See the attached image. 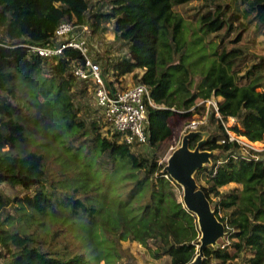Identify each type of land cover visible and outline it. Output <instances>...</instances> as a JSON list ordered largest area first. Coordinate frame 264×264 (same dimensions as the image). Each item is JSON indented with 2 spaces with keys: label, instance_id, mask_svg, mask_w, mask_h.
Returning a JSON list of instances; mask_svg holds the SVG:
<instances>
[{
  "label": "trees",
  "instance_id": "1",
  "mask_svg": "<svg viewBox=\"0 0 264 264\" xmlns=\"http://www.w3.org/2000/svg\"><path fill=\"white\" fill-rule=\"evenodd\" d=\"M189 1L98 0L95 11L90 9L89 0H0V95L16 97L19 91L25 101L19 106L0 96V184L6 182L27 192L17 198V207L34 220L37 215L41 219L50 215L75 222L74 216L82 215L91 236L104 235L108 246L104 249L118 259L122 252L115 245L135 240L156 258L170 256L171 264H235L246 251L248 264H264V150L251 149L257 157L243 156L237 139L221 141L227 135L222 125V134L203 140L201 148L212 151L213 156L209 164L196 171L195 178L197 182L208 178L209 184L199 182L200 187L225 224V234L216 244L204 248L200 263H196L202 236L198 217L178 199L175 185L182 186L164 170L166 163L159 164L156 157L138 156L127 144L109 139L98 131L96 121L91 124L98 131L92 146L98 152L101 172L94 176L87 171L88 181L83 187L66 183L72 174L76 177V170L67 166L61 167V177L56 174V178L43 152L21 154L13 150L29 139L28 124L43 135L52 128L75 129L70 139L85 127V121L78 118L73 93L77 78L71 72V60L83 61L82 53L68 48L55 62L32 53L25 44L47 43L62 19L83 22L87 17L97 35L104 34L109 23L115 38L128 44L129 54L114 65L117 80L135 69H144L139 80L151 87L155 102L161 105L149 108L150 146H158L172 135V116H191L194 111L189 109L212 94L221 98L223 118H237L232 129L238 135L264 142V55L243 70L245 50L235 45L219 49L211 42V50L206 49L202 59L206 65L199 71L202 79L196 91L192 90L195 65L184 55L187 21L175 9ZM203 2L208 9L197 20L201 29L208 31L206 34L239 27L234 39L238 42L253 24L264 34V0ZM48 67L52 74L47 73ZM38 75L49 79L48 88L32 85ZM25 106L29 115L24 114ZM211 115L216 117L214 112ZM201 139L197 133L190 139V147L195 148ZM117 165L126 166L120 173L121 181L127 182L126 195L106 198L99 205L101 196L111 195L106 180L118 174ZM83 175L80 173V179ZM94 192L97 194L92 195ZM213 195L219 199L214 201ZM10 203L9 197L0 195V247L5 250L4 256H9L8 264H100L102 260L112 264L104 250L93 256L77 252L64 257L45 249L43 239L32 232L10 228L17 217L5 210ZM62 231L55 230L52 238ZM224 242L228 244L222 248Z\"/></svg>",
  "mask_w": 264,
  "mask_h": 264
},
{
  "label": "rangeland",
  "instance_id": "2",
  "mask_svg": "<svg viewBox=\"0 0 264 264\" xmlns=\"http://www.w3.org/2000/svg\"><path fill=\"white\" fill-rule=\"evenodd\" d=\"M89 1L90 9L96 11L99 4L96 5L94 0ZM175 9L182 14L187 21L186 28L183 31L184 36L188 39L184 55L188 63H193L196 66L193 68L192 90L196 91L197 86L202 79V75H200L199 71H202L204 65H206L202 59L206 56V49L209 51L211 50V42H214L212 43L213 46L215 44L219 45V49L221 46L232 47L235 45L236 47L245 50L246 59H244L241 64L243 70H246L247 67L256 62L258 60L257 56L264 55L263 29L257 28L255 24L248 26L240 41L234 42V39L240 32L239 27H233L231 30H228V27H225L222 31L209 34H206L208 31L201 29V24L197 19L202 12L208 9V6L204 5L203 0H192L185 4L176 5ZM107 26L108 29L105 32L106 34L99 33V35L96 34L93 37L94 42H103H101L102 51L100 50L97 57L101 59V56H103L105 59L111 58L112 60L118 61L129 54L128 44L115 38L116 36L111 24H108ZM108 64L109 63H104L103 61V66L105 68ZM51 69V67H48V74H52ZM106 71L109 72L110 68L108 67V70ZM143 71V68H138L135 69L133 73L124 76L122 79L123 85H127L128 83L134 84L140 81L139 78ZM35 79V82H32L34 87L45 86L48 88L50 81L44 77V75H38ZM73 93L75 106L78 108V118L85 121V127L79 131L77 137L70 139L73 135V133L71 134L70 132H76L75 129L67 130L65 128H52V130L48 131L47 135H43L41 130H33L30 126L31 124H28L27 132L30 133L28 135L29 139L26 142H19L13 150L21 154L29 151L43 152L46 164L55 173L56 178L61 167L67 166L76 170V177L73 178L74 175L72 174L71 178L66 183L72 186L83 187L88 181V175L85 176L87 171L94 172V176L101 172V170L98 169L99 155L97 150L93 148L92 143L94 142V137L97 135L98 131L107 136V129L102 113L100 109L96 107L91 92L78 80L75 81L73 85ZM3 96H1V99L6 101L10 100L13 104L19 106H23V103L25 102L21 98L19 91L16 94V97H13L11 94H3ZM55 100L56 97L53 98V101ZM22 108H24V114H30L27 106ZM205 112L206 108H202L200 110H195L191 116H182L179 114L172 116L170 118V125L172 128V135L170 137L158 146H140L134 148L133 151L138 154V156L149 158L156 157L159 164H167L169 157L174 150L181 146L183 138L190 132L187 128L189 121L197 116H204ZM211 113L212 112L207 113L205 123L196 130L202 138L200 141L205 140L209 135L222 134L220 128V125H222L221 121L212 116ZM57 115L59 116L60 113L57 112ZM94 121L99 125L98 131H95L91 125ZM236 121L237 120H231L229 123L233 127L236 125ZM231 134L242 140L247 139V137L243 135H238L233 129H231ZM252 144L257 148L255 150H264L263 141H252ZM7 148L9 147L7 146L6 149ZM82 168L86 171L84 172ZM116 169L119 171L118 174L113 175L106 180V186L111 195L110 197H107L106 195L101 196V203L99 205H102L106 198H117L118 195L125 194V183L127 182L121 181L120 173L126 169V166L117 165ZM80 173L84 174L81 179ZM58 177H61V175H58ZM200 177H202V174H200ZM199 182L203 185L209 184L208 178L199 179ZM199 182L198 184L200 185ZM127 186L129 187V184ZM63 189L61 191H63ZM34 192H36V189L29 193ZM175 192L178 199L183 200V187L180 188L175 185ZM26 194L27 192L19 186L13 187L6 182L0 184V195L3 197H9L11 201V203L5 207V210L17 216L12 220L13 224L10 228L32 232L39 239H43L45 249L56 251L60 256L64 257H69L77 252H87L93 256L98 253L99 250H104V253L112 264H171L170 256L167 255L156 258L149 248L135 240H122L120 244L115 245V247L122 252L121 258L118 259L113 253L106 252L105 249L108 248V246H105L104 235H99L98 237L91 236L88 231L89 223L87 220L82 219V215H75L73 218L75 222L72 220L51 217L50 215H47V217L42 219L40 218L41 215H37V218L34 220V218L30 217L25 212V209L17 207L19 205L17 198L24 197ZM94 194L97 193L94 192L92 195ZM95 196L98 197V195ZM212 198L214 201L219 199L216 195H213ZM58 228H63V231L57 236V238L53 239L51 234ZM99 234H101V231ZM96 241L100 242L96 244ZM151 245L153 248L155 247L154 244ZM4 252L5 250L0 247V264H8L9 256H4ZM198 255H201V253L199 252ZM248 257L249 252L246 251L234 262L235 264H248ZM100 264H106V261L102 260Z\"/></svg>",
  "mask_w": 264,
  "mask_h": 264
},
{
  "label": "built area",
  "instance_id": "3",
  "mask_svg": "<svg viewBox=\"0 0 264 264\" xmlns=\"http://www.w3.org/2000/svg\"><path fill=\"white\" fill-rule=\"evenodd\" d=\"M94 1L96 5L99 4L98 0ZM107 8L108 5L105 6V9ZM96 34L92 21L88 17L83 22L62 19L47 43L30 42L25 45L32 53L55 62L64 55L68 48L79 50L84 60L72 59L71 72L91 92L95 105L100 109L106 124L107 137L115 142L127 144L132 150L149 145L151 124L149 108L161 107V105L155 102L151 87L144 82L138 81L134 84L123 85L124 76L120 78V81L117 80L114 69L117 60L105 59L103 56L101 59L97 57L100 50L102 51L103 42H94L93 37ZM103 61L109 63L106 68L103 66ZM108 67L109 72L106 71ZM220 99L219 96L212 94L211 97L201 99L193 105L189 111L206 108V112L204 116H197L190 120L187 128L190 132L196 131L205 123L207 113L214 112L227 131V135L221 141L237 139L242 144L243 156L257 157L251 153V149H257L252 141L248 138V140H242L231 134L233 127L229 119L235 117L223 118L219 108ZM237 123L238 120L235 124ZM227 244L228 242H224L221 247Z\"/></svg>",
  "mask_w": 264,
  "mask_h": 264
},
{
  "label": "water",
  "instance_id": "4",
  "mask_svg": "<svg viewBox=\"0 0 264 264\" xmlns=\"http://www.w3.org/2000/svg\"><path fill=\"white\" fill-rule=\"evenodd\" d=\"M197 133L191 131L185 135L181 146L169 157L164 170L183 187L182 201L198 217L202 236L198 245L201 255H198L196 263H200L204 248L216 244L224 236L225 224L216 216L209 198L195 178L196 171L209 164L213 156L212 151L201 148L203 140L195 148L190 147V139Z\"/></svg>",
  "mask_w": 264,
  "mask_h": 264
},
{
  "label": "crops",
  "instance_id": "5",
  "mask_svg": "<svg viewBox=\"0 0 264 264\" xmlns=\"http://www.w3.org/2000/svg\"><path fill=\"white\" fill-rule=\"evenodd\" d=\"M113 32H114V34H115V36H116V33H115V31L113 30ZM233 185H235V183H231V186H233Z\"/></svg>",
  "mask_w": 264,
  "mask_h": 264
},
{
  "label": "bare ground",
  "instance_id": "6",
  "mask_svg": "<svg viewBox=\"0 0 264 264\" xmlns=\"http://www.w3.org/2000/svg\"><path fill=\"white\" fill-rule=\"evenodd\" d=\"M231 120L233 121V120H235V118H230V121H231Z\"/></svg>",
  "mask_w": 264,
  "mask_h": 264
}]
</instances>
